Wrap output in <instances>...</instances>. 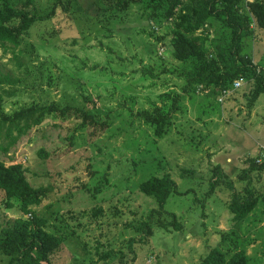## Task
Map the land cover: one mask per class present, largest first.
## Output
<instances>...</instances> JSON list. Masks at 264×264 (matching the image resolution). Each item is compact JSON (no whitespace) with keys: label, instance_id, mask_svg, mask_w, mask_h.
I'll return each mask as SVG.
<instances>
[{"label":"rangeland","instance_id":"rangeland-1","mask_svg":"<svg viewBox=\"0 0 264 264\" xmlns=\"http://www.w3.org/2000/svg\"><path fill=\"white\" fill-rule=\"evenodd\" d=\"M54 1L35 0L39 14L49 13ZM109 2L71 0V15L58 9L53 19L34 24L19 48L0 46L5 113L70 102L94 112L98 122L109 117L113 123L98 134L77 115H47L27 133L25 123L0 124V161L21 165L26 181L47 191L31 207L35 222L15 199L7 203L0 189V241L23 229L21 221L40 236L48 239L50 232L63 239L51 264H201L213 250L225 254L226 261L243 251L250 264H264L263 197L240 223L228 207L235 193L245 194L248 181L240 176L250 160L264 162V94L250 108L254 83L246 78L226 96L202 88L183 93L180 62L170 46L172 24L151 19L145 6L112 12ZM206 26L211 42L221 38L219 21ZM163 35L165 41L158 42ZM243 45V54L264 73V31ZM167 94L183 98L159 135L140 114L169 109L174 96L163 101ZM216 168L232 187L214 183ZM166 173L178 192L167 200L164 217L175 214L183 229L154 227L148 243L140 244L131 224L159 209L140 185ZM249 179L256 195L263 196L264 171ZM132 239L137 242L133 253ZM0 264L28 262L21 252H0Z\"/></svg>","mask_w":264,"mask_h":264},{"label":"trees","instance_id":"trees-1","mask_svg":"<svg viewBox=\"0 0 264 264\" xmlns=\"http://www.w3.org/2000/svg\"><path fill=\"white\" fill-rule=\"evenodd\" d=\"M109 3L110 11L120 13L128 11L132 5H139L141 8L145 6L147 11L151 10V19H162L172 24L170 46L173 48V57L180 62L178 75L184 80L183 93L193 95L202 88L217 96L222 90L232 87L235 80L246 78L254 83L249 94L250 108L264 94V73L257 70L248 55L243 54L244 40L253 36L256 31H264V0H110ZM70 8L71 0H68L67 4H64L63 0H55L50 12L41 15L35 0H0V46L13 45L14 48H19L23 36L34 24L53 19L58 9L71 15ZM214 21H219L222 35L211 42V35L205 29L207 24L212 26ZM165 39L164 35L157 37L158 42ZM227 64L229 67H226ZM53 81L49 75L48 85H52ZM0 83L4 84L5 81L0 79ZM7 95L13 96L11 93ZM172 97L174 101L165 112L156 108L153 113L147 111L140 114L145 123L154 131H158L159 135L163 134L160 131L161 125L171 124V113L178 110L179 100L183 98L181 95L167 94L162 96V100H170ZM2 104L3 95L0 93V124L12 127L25 123L24 133H27L31 126L41 124L47 115H58L63 119H68L70 115L82 117L83 123L93 128V134L102 133L113 124L109 117L98 122L94 112L73 107L70 102H66L65 106H61L58 101H52L48 106L32 105L12 115L4 112ZM257 161L258 159L250 160V168L244 170L240 176L242 181H248L246 195L235 193L228 206L236 223L245 220L258 206L262 197L264 199L262 193L256 195L249 179L253 172L264 171V162L258 165ZM21 169V165L7 167L0 161V189L5 192L7 203L15 199L25 214H32L31 207L39 205L46 197L47 191L42 187L33 188L26 181ZM213 180L216 185L224 181L233 186L225 178L221 168L215 169ZM140 189L142 193L157 201L159 209L151 210L145 221L131 224L130 227L140 237L138 243L146 245L154 235V227L166 231L183 229L175 214H166L164 217L167 200L173 193L178 192V186L170 174L150 177L140 185ZM32 220H36L33 214ZM19 222L18 226H24L23 229L18 231V228L10 239L0 241V252L7 255L21 252L28 264H51V257L60 248L63 239L50 232L47 239L33 229L28 230L30 223ZM134 242L137 243L134 239L130 241L132 253ZM213 251L201 264H250L243 251L235 253L227 261L225 254Z\"/></svg>","mask_w":264,"mask_h":264},{"label":"built area","instance_id":"built-area-1","mask_svg":"<svg viewBox=\"0 0 264 264\" xmlns=\"http://www.w3.org/2000/svg\"><path fill=\"white\" fill-rule=\"evenodd\" d=\"M242 85H243L242 80H235L233 83V86L231 88L222 90L221 94L223 96H226V95L230 94L232 91H235V90L239 89L240 87H242Z\"/></svg>","mask_w":264,"mask_h":264}]
</instances>
